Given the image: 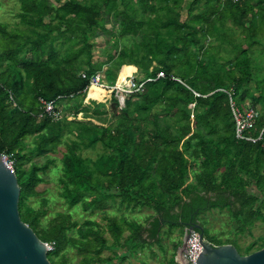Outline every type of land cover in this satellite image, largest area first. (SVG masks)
Segmentation results:
<instances>
[{"label": "trees", "instance_id": "trees-1", "mask_svg": "<svg viewBox=\"0 0 264 264\" xmlns=\"http://www.w3.org/2000/svg\"><path fill=\"white\" fill-rule=\"evenodd\" d=\"M18 1L20 27L0 24V155L15 160L20 219L39 240L53 244L49 262L69 264L70 247L81 257L79 264H112L103 250L136 255L151 248V240L161 246L164 227L167 233L199 232V225L207 241L231 244L241 255L262 249L264 234L242 248L209 236L199 217L226 210L240 235L258 221L264 227V0H192L183 21L186 0H54L59 6ZM110 18L117 28L114 41L105 39L99 54L105 60L94 61L91 39L109 33ZM237 30L245 42L234 39ZM128 35L131 45H120ZM227 46V55L220 56ZM123 65L140 68L144 78L159 71L165 77L147 83L126 99L121 113L112 110L109 117L100 104L84 102L105 100L96 87L86 95L89 78L105 68L113 85ZM227 92L239 107L247 100L260 106L247 133L257 138L262 131L259 140L235 138ZM69 95L74 97L63 101L71 103L72 116L38 118L43 101ZM62 145L59 182L67 211L43 221L48 200L41 198L37 208L27 202L40 196V173L52 161L32 160L56 154ZM97 145L102 153L95 159L82 155ZM251 186L258 193L249 192ZM115 198L153 214L143 223L107 218L110 242L95 220H73L78 206L104 214L106 201ZM174 259L172 254L166 264Z\"/></svg>", "mask_w": 264, "mask_h": 264}, {"label": "rangeland", "instance_id": "rangeland-1", "mask_svg": "<svg viewBox=\"0 0 264 264\" xmlns=\"http://www.w3.org/2000/svg\"><path fill=\"white\" fill-rule=\"evenodd\" d=\"M51 3L54 6H59L60 4L56 3L54 0H50ZM67 0H62V2H65ZM192 0H186L185 3H183L182 5V9L180 11V19L183 21L185 20L186 16H187V8L190 4ZM204 2L201 1L199 3V8H202ZM20 9H19V1L18 0H0V24H5L8 30H12L14 28H16L17 26L20 27L19 24V17L17 16V14L19 13ZM196 11V10H195ZM110 23H106L105 27L108 30L109 33H105V34H101V35H96L91 39V42L93 43V59L94 61H104V57L99 56L100 51L103 47H105V39H110L111 33H114L117 31V28H114L112 26V18H110ZM229 25V23H227ZM234 39L240 42H243L244 37L241 35L240 31L237 30V33L234 35ZM110 42H113L114 39L111 38ZM135 41H139V37L135 38ZM245 42V40H244ZM132 43V37L131 35L128 36H123L119 39V44L120 45H131ZM229 48H231L230 46L227 47H222V49H219V55L225 57L226 51L229 50ZM253 48H256V46H254ZM252 48V49H253ZM216 50L213 49V52L215 53ZM221 63H224V60L220 61ZM155 63V64H154ZM152 64V66H156L158 65L156 62H154ZM263 64H264V59H263ZM105 68H103L104 70ZM138 72L137 75H140L141 69L138 68ZM228 69V68H226ZM126 70H132L130 68H127ZM120 71V70H119ZM119 73V72H118ZM142 73V72H141ZM122 77V76H121ZM120 77V79L122 78ZM138 77V76H137ZM138 77V78H139ZM254 86V85H252ZM95 89V87L92 88V90ZM89 91V90H88ZM86 99V97H85ZM110 102L109 103H100L99 106H102V109L108 113V116H111V108H110ZM59 107H62V115L65 117L67 114H69L68 116H72L73 114V107H71V103H67L66 101H61L59 102ZM98 105V104H97ZM244 105H252V103L247 100L244 102ZM255 107H257L260 110V106L256 105ZM83 115L82 114H78L77 118H81ZM111 119V118H110ZM71 137V136H69ZM32 139L28 138L26 140V142H30ZM64 152V146L62 145L58 151V153L56 154H49L46 156H39L36 158H33V162L38 163L39 165H42L43 163H45L48 160H51L52 163L49 165L48 169L44 172V173H40V175L42 176V178L44 179L42 183H40L37 187V190L40 192V196L39 197H35V198H30L28 200V204L37 208L39 207V203H40V199L41 198H46L48 200V207H47V214L42 218L43 221H46L48 219H50L51 217H53V214H55V212H66L67 208H66V204L63 200V198L61 197V192H62V188L59 182V178L62 174L61 172V168H62V163H61V155ZM100 153H102V148L97 145V147L95 149H85L84 151H82V155L86 158H90V159H95ZM31 161L30 162H26V164L24 165L25 168L29 167ZM249 192H254V193H258L257 190L254 189L253 186L249 187ZM71 212V210H70ZM126 219L128 221H137L140 222V220H142L141 215H139V212H134L132 210L129 211V213L126 214ZM102 218H104V215L101 213L100 216H96V220L98 221V223L102 226V229L105 230V226L107 224H105L102 220ZM200 222L202 223V225L204 226V228L207 230L209 236H212L222 242H236L239 246H241L242 248H244L245 246H247L249 243H251L256 237L263 235L264 234V227H263V223L261 221L256 222L255 227L250 231V232H245V234L240 235L237 234V227H236V223H234V221L230 218L228 212L226 210H212L204 215H201L200 217ZM87 219H93V215L90 214V211H84L82 208H80V206H78V208L76 209V212H74L73 215V220H76L79 224H82L83 221L87 220ZM163 237H162V243L161 246L155 244L153 241H151L153 244L151 246V249L154 250L156 256L155 259L153 257V254H150V251H146V250H150L148 248H146L144 250V252L140 251L139 252V256L137 259V256H132V259H129V261H131V264H137V262L144 264V263H148V264H159L161 262H165L167 259H169V257L174 254L175 256H177L180 252V249L182 247V240L184 238L185 235V230L182 229H173L172 231H169L167 233V227H164L163 229ZM104 236L109 240V242L111 241V239L109 238V234L108 232L105 230ZM206 239L207 235L205 236ZM122 250H103L102 252V257L103 258H108V257H112L114 260H118L119 259V253ZM174 251V252H173ZM123 252V251H122ZM121 252V253H122ZM142 252V253H141ZM120 253V254H121ZM123 254V253H122ZM126 254V253H124ZM129 255V254H128ZM66 257L68 259V263L69 264H79V261L81 259V257L79 255H77V252L75 250V248H68L67 252H66ZM126 257V256H125ZM122 259V258H120ZM128 259V257H127ZM141 260V262H140ZM124 264H128L127 262H125V260L121 261V263ZM138 263V264H139ZM112 264H114V262H112Z\"/></svg>", "mask_w": 264, "mask_h": 264}, {"label": "water", "instance_id": "water-1", "mask_svg": "<svg viewBox=\"0 0 264 264\" xmlns=\"http://www.w3.org/2000/svg\"><path fill=\"white\" fill-rule=\"evenodd\" d=\"M110 108L117 110V103ZM118 113L123 110L118 109ZM20 187L15 172L0 158V264H51L47 258L45 243L20 219L18 202ZM199 230L202 253L197 264H264V247L248 255H241L231 244L214 246ZM193 229V228H190ZM186 232L182 240L185 246Z\"/></svg>", "mask_w": 264, "mask_h": 264}, {"label": "built area", "instance_id": "built-area-1", "mask_svg": "<svg viewBox=\"0 0 264 264\" xmlns=\"http://www.w3.org/2000/svg\"><path fill=\"white\" fill-rule=\"evenodd\" d=\"M238 1V0H232ZM85 78V74H82ZM165 74L163 71H159L155 77H147L143 79H136L134 76L127 75L123 79L117 80L113 85H109L104 81V76L101 72H97L89 78V87L86 90V95L91 86L102 90L117 103V110L125 107V101L129 96L140 94L145 85L149 82L155 81L160 78H164ZM171 80L182 83L178 78L171 76ZM224 91V90H222ZM225 92V91H224ZM229 98V107L234 123V135L238 140L247 142H255L261 138V133L257 138L249 136L247 133L254 129L256 122L259 118V109L252 105H243L239 107L232 99V94L227 92ZM74 95L69 96H58L56 99L42 102L41 112L38 114V118L48 117L54 121L62 119V111L59 107V102L68 98H73ZM190 108L194 107V104L189 105ZM0 158L2 162L11 170L14 171V158L11 155L1 154ZM186 240L185 246L182 251L175 257L173 264H197V261L202 253V244L200 234L195 229H185ZM47 253L53 250V244L45 243Z\"/></svg>", "mask_w": 264, "mask_h": 264}, {"label": "crops", "instance_id": "crops-1", "mask_svg": "<svg viewBox=\"0 0 264 264\" xmlns=\"http://www.w3.org/2000/svg\"><path fill=\"white\" fill-rule=\"evenodd\" d=\"M155 64V63H154ZM124 66H126V69L127 68H130V69H132V70H123V71H121V69H120V71H119V73H118V75H117V79H116V81L117 80H119L120 79V77L123 75V76H126V75H131V76H134L136 79H138V80H140V79H143L145 76H144V73L142 72H140V77H139V75H137V72H138V69H137V67H135V66H133V65H123L122 67H124ZM121 67V68H122ZM139 73V72H138ZM102 74H103V76H104V81L107 83V84H109L108 82H107V80H106V78H105V74H104V70L102 71ZM122 76V77H123ZM139 78H138V77ZM121 77V78H122ZM90 91V90H89ZM89 93V92H88ZM88 97H90V96H88ZM90 98H92V97H90ZM104 98H105V100L104 101H94V100H88L87 98L85 99V101L84 102H94V103H96V104H100V103H109V101H111L110 100V96H108L107 94H105L104 95ZM112 102V101H111ZM111 102H110V104H111ZM78 114H82L83 115V113L82 112H79ZM77 114V115H78ZM130 210H132V211H134V212H139V215H141V218H142V220H140V222L141 223H143L144 221H145V218L146 217H148V216H150V215H152L153 214V211L151 210V209H148V208H135V209H133V208H131V207H129V208H127L125 205H121L120 204V200L118 199V198H115L114 200H112V199H110V200H108V201H106V207H105V209H104V211H103V215H104V218H102V220H103V222L105 223V224H107V218H117L118 220H127L126 219V214L127 213H129V211ZM100 216V214H99V212L98 211H95L94 212V214H93V218H94V220L96 221V222H98L97 220H96V216ZM108 227H107V225L105 226V230L108 232V234H109V231H108ZM129 232L126 230L125 231V233H124V236L125 235H127ZM152 241V240H151ZM154 242V241H153ZM148 249H150V250H146V251H150L149 253L150 254H153V257H154V259H155V256H156V254H155V252H154V250H152L151 248H148ZM122 251V253L120 254L119 253V259L118 260H114L113 259V262H114V264H124V262L123 263H121V261H123V260H125V262H127L128 264H131V261H129V259H132L131 257L132 256H137V259H138V256H139V253L138 254H133V253H131V252H129V251H126L125 249H121ZM144 252V251H143ZM124 253H126V254H124ZM142 253V252H141ZM129 254V255H128ZM126 256V257H125ZM127 257H128V259H127ZM171 257V256H170ZM169 257V258H170ZM176 257V256H175ZM120 258H122V259H120ZM167 261H168V259L165 261V262H161V263H159V264H166L167 263ZM140 262H141V260H140ZM139 262H137V264H138ZM141 263H143V262H141ZM141 263H139V264H141ZM144 264H148V263H144Z\"/></svg>", "mask_w": 264, "mask_h": 264}, {"label": "bare ground", "instance_id": "bare-ground-1", "mask_svg": "<svg viewBox=\"0 0 264 264\" xmlns=\"http://www.w3.org/2000/svg\"><path fill=\"white\" fill-rule=\"evenodd\" d=\"M126 76H127V75H126ZM123 78H125V77H123ZM123 78H122V79H123ZM91 87H95V86H91ZM91 87H90V88H91Z\"/></svg>", "mask_w": 264, "mask_h": 264}, {"label": "flooded vegetation", "instance_id": "flooded-vegetation-1", "mask_svg": "<svg viewBox=\"0 0 264 264\" xmlns=\"http://www.w3.org/2000/svg\"><path fill=\"white\" fill-rule=\"evenodd\" d=\"M205 237V236H204Z\"/></svg>", "mask_w": 264, "mask_h": 264}]
</instances>
